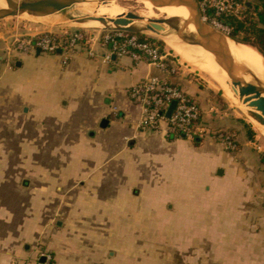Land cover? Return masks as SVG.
I'll return each instance as SVG.
<instances>
[{"label": "crops", "instance_id": "crops-1", "mask_svg": "<svg viewBox=\"0 0 264 264\" xmlns=\"http://www.w3.org/2000/svg\"><path fill=\"white\" fill-rule=\"evenodd\" d=\"M0 51V264H264V174L222 96L169 79L236 152L142 129L129 89L165 78L146 62Z\"/></svg>", "mask_w": 264, "mask_h": 264}, {"label": "built area", "instance_id": "built-area-1", "mask_svg": "<svg viewBox=\"0 0 264 264\" xmlns=\"http://www.w3.org/2000/svg\"><path fill=\"white\" fill-rule=\"evenodd\" d=\"M243 4L237 0H202L200 8L203 20L213 28L229 35L231 28L222 21L224 17L241 14ZM82 49H87L93 56L96 49H106V61L112 56L130 57L136 62H146L158 69L165 78L151 76L129 89L130 98L139 103L142 117L139 126L152 133H161L167 139L195 141L198 138L212 136L227 151L238 150L236 136L227 131L212 132L201 124V109L197 100L186 93L177 84L169 81L175 76L187 75L190 80L199 81L196 73L185 74L183 64L164 46L143 39L139 35L124 32L46 30L34 34L12 36L8 44L9 53H45L61 55L66 65ZM61 51V53H59ZM173 102L176 106L170 117L167 112ZM46 264L53 260L51 254H42Z\"/></svg>", "mask_w": 264, "mask_h": 264}, {"label": "water", "instance_id": "water-1", "mask_svg": "<svg viewBox=\"0 0 264 264\" xmlns=\"http://www.w3.org/2000/svg\"><path fill=\"white\" fill-rule=\"evenodd\" d=\"M90 1L92 0H6L7 7L0 9V21L9 17L53 15ZM172 3L185 4L188 9L195 12V17L166 20L170 28L165 32L162 31L161 26L163 21L143 19L139 13L133 12H126V17L136 22L129 26L104 17L100 21L90 15H88V23L99 21L101 27H92L99 31L124 32L162 42H164L162 36L175 37L182 43H191L210 49L217 64L230 75L233 83L238 87L239 92L236 96L244 102L248 115L264 125V83L252 69L236 61L229 54L226 47V39L229 37L203 20L202 10L195 0H173ZM175 106L176 102H173L167 117L171 116Z\"/></svg>", "mask_w": 264, "mask_h": 264}, {"label": "bare ground", "instance_id": "bare-ground-1", "mask_svg": "<svg viewBox=\"0 0 264 264\" xmlns=\"http://www.w3.org/2000/svg\"><path fill=\"white\" fill-rule=\"evenodd\" d=\"M117 1L118 0H92L90 2L81 4L79 8H70L66 11L56 13L53 15L34 16L32 18L36 23L50 29L65 28L70 26H75L79 28H86L89 26L101 27V23L99 21L88 23V15L96 19H99L100 21H102L103 17L107 19H113L120 22L124 26H129L132 25L133 23H136L134 20L126 17V10L117 6L116 4ZM136 1L144 4L153 13L157 12L159 15L166 17L164 19H149V20L163 21L161 23L163 32L168 31V29L170 28L166 20L191 19L194 18L196 15L195 12L193 10L188 9L185 4L172 3L173 0H136ZM6 7H7L6 0H0V9H4ZM162 40L167 46L173 47L174 52L183 61L190 63L191 65H195L196 68L198 67L201 70H206L213 74L222 72L220 70L219 65L215 61V58L212 55L210 49H205L202 46L194 45L191 43H182L175 37L162 36ZM226 47L229 54L236 61H239L247 65L250 69H252L256 73L258 78L264 83V58L262 57L261 53L259 54L257 50H255L251 46L241 45L229 38L226 39ZM198 56L200 58H198ZM228 77L230 76L228 75ZM226 85L229 86V88H225L224 91L226 97L233 103L237 104V106L239 105L242 108V110L245 112V114L249 117V119L255 120L248 115V109L245 107L244 102L241 101L239 97L236 96V93L239 92V89L235 85V83H233V81L230 80V82ZM257 123L264 131V125H262L259 122Z\"/></svg>", "mask_w": 264, "mask_h": 264}, {"label": "rangeland", "instance_id": "rangeland-1", "mask_svg": "<svg viewBox=\"0 0 264 264\" xmlns=\"http://www.w3.org/2000/svg\"><path fill=\"white\" fill-rule=\"evenodd\" d=\"M195 1L200 5L202 0H195ZM242 1L243 2L248 1V2H254V3L256 2V0H242ZM116 4L120 8H123L124 10H126V12L139 13L143 19H145V18H148V19H164V18H166L165 16L159 15L157 12H154L155 13V16H154V13L149 8H147L144 4H142L136 0H118ZM79 6H76L74 8H79ZM244 12H245V6L243 4L240 16ZM66 29H69V30L81 29L83 31H99V30L92 29V27L79 28V27H75V26L50 29V28H47L43 25L36 23L33 20V18L29 17V16L9 17V18H6V19L0 21V47L4 46L7 50L8 44L11 43L12 36L14 34H16L17 32H19L20 34H34V33L46 31V30L60 31V30H66ZM226 36H228V35H226ZM255 39L256 38L253 37L251 41L255 42ZM157 41L162 42L161 40H157ZM162 43H163V46L168 51H170L175 56H177L178 59L181 61V63L184 66L183 71L185 74L196 73V74L200 75L199 76L200 80L199 81H193L194 83H199L200 85H204L208 91L213 90L215 93H217V97L222 96L223 98H221V99L226 101V106L228 108H230L233 113H237L239 115V117L241 118L240 122L245 128V130H246L245 134L247 136L248 141L250 142L246 149L248 152H251L255 158V161L253 162V165H252L253 170H257V169L259 171L261 170L260 172H263V174H264V131L262 130V128L259 126V124L255 120L249 119V117L245 114V112L242 110V108L239 105L237 106V104L233 103L232 101H230L226 97L224 91H225V88H229V86L226 84H228L230 82V80L232 81L231 77H228L229 74L227 72H225L220 66L219 67H220V70L222 72H219L216 74L210 73L206 70H201L198 67L196 68L195 65H191L190 63L183 61L174 52L173 47L167 46L164 42H162ZM239 44L245 45L242 43H239ZM246 46H248V45H246ZM255 50H257V49H255ZM0 54H2L1 51H0ZM199 56H198V58H200ZM198 58H197V60H198ZM218 82H220V83H218ZM221 90H223V91H221ZM18 130L21 131L22 128H19ZM23 131H28L29 135L31 134V132H34L35 134H37L36 128H34V129L25 128ZM20 137H21V135L19 136L18 140H20ZM17 146H19V145H17V144L12 145V149L14 152L16 149L18 150ZM50 147H52L51 142L49 144H47V148H50ZM14 148H15V150H14ZM238 149H239V144H238ZM236 151H238V150H236ZM236 151H234V152H236ZM259 151H261V152H259ZM17 161L18 160H14V163H17ZM49 162L50 161H48V160L43 161V163H49ZM50 163L53 164L52 161ZM148 212L149 211L146 210L144 212V214H141V215L148 216L149 215ZM53 260H54V257H53Z\"/></svg>", "mask_w": 264, "mask_h": 264}, {"label": "trees", "instance_id": "trees-1", "mask_svg": "<svg viewBox=\"0 0 264 264\" xmlns=\"http://www.w3.org/2000/svg\"><path fill=\"white\" fill-rule=\"evenodd\" d=\"M245 12L239 16H228L223 18L224 24L231 28L228 35L234 41L257 49L264 57V0H256V2H243ZM256 38L252 42V38ZM150 42L163 46V43L154 39L142 37Z\"/></svg>", "mask_w": 264, "mask_h": 264}, {"label": "flooded vegetation", "instance_id": "flooded-vegetation-1", "mask_svg": "<svg viewBox=\"0 0 264 264\" xmlns=\"http://www.w3.org/2000/svg\"><path fill=\"white\" fill-rule=\"evenodd\" d=\"M263 57V56H262Z\"/></svg>", "mask_w": 264, "mask_h": 264}]
</instances>
